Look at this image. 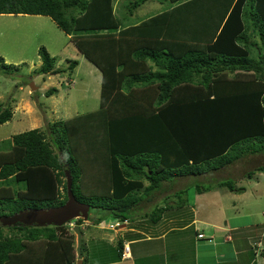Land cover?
I'll use <instances>...</instances> for the list:
<instances>
[{
    "label": "trees",
    "instance_id": "16d2710c",
    "mask_svg": "<svg viewBox=\"0 0 264 264\" xmlns=\"http://www.w3.org/2000/svg\"><path fill=\"white\" fill-rule=\"evenodd\" d=\"M115 1L0 0V15L50 17L103 73L101 107L96 113L109 123L105 145L113 175L111 204L103 207L124 220L135 212L140 201L135 194L144 188V180L151 183L147 188L151 194L165 181L198 176L248 155H264V0H191L177 6L184 8L183 16L182 12L173 15L175 8L136 29L120 27ZM145 1L130 4V11ZM180 30L188 42L169 40ZM253 36L257 39L252 42ZM41 58L39 73H52L54 63L45 49ZM149 62L159 72L152 73ZM78 65L73 61L70 71ZM190 87L191 97L177 95ZM202 88L204 95L199 93ZM55 91L50 89L47 96ZM212 92L222 96L211 99ZM13 115L10 105L1 106L0 125ZM68 122L49 123V137L33 129L0 147V217L65 204L66 169L80 201V168L59 141ZM260 169L264 171V166ZM201 187L196 186L199 193ZM219 188L244 191L232 181L221 182ZM82 224L78 220L77 225ZM11 228L18 231L10 237L0 232V264H76V235L66 226ZM122 247L121 241L117 243L119 259Z\"/></svg>",
    "mask_w": 264,
    "mask_h": 264
},
{
    "label": "rangeland",
    "instance_id": "374dc122",
    "mask_svg": "<svg viewBox=\"0 0 264 264\" xmlns=\"http://www.w3.org/2000/svg\"><path fill=\"white\" fill-rule=\"evenodd\" d=\"M123 3L124 0L120 2L117 0L115 9H122L125 5ZM140 11L146 12L149 9H144L142 6ZM125 13L126 11L122 14L123 17ZM147 17L149 16L142 19ZM44 49L51 55L54 63L53 72L48 75L39 73L43 65L41 51ZM1 59L8 67L5 68L0 61V107L5 108L10 105L14 117L10 122L0 125V147L6 148L7 142L14 135L33 129H41L49 137L50 130L47 127L49 123L69 121L61 128L62 133L59 137L62 136L59 141L66 149L68 148L69 156L75 159V164L80 168L79 182L82 184L80 186L83 192L79 191V199L86 204H100L99 209L107 210L103 204H111L105 194V188L109 184L107 175L109 157L105 145L106 132L100 126L104 118L102 115H97L98 122H94L96 115L91 113L100 109L99 100L96 98L99 97V89H101L102 74L82 55L71 36H68L48 16L0 15ZM73 61H77L79 66L70 71ZM157 72L159 68H156L155 73ZM32 84L37 87L35 91H32ZM52 88H56V91L52 96H47V92ZM263 166L264 159L248 158L237 163L232 170H228L231 176L225 171L209 180L212 182H201L191 178L193 183L207 186L214 185L215 181H232L237 190H246L240 194L241 191L230 192L227 189L219 209L209 195H202L197 212L220 221L223 219L221 211L226 212L227 219H230L233 217L231 214L238 210L241 215L254 216L253 223L263 225L260 227L262 231L264 174H259L256 169ZM254 171L256 176L248 177V173ZM91 191L95 193L92 194ZM96 210L91 208V216L96 214ZM150 210H137L131 212L129 217L135 219L144 212L153 213L154 208ZM77 222L74 221L76 224ZM111 223H115L113 216L103 222L108 228ZM66 227L68 232L73 233V224ZM48 228L55 230L54 227ZM17 231L5 227L0 232L3 237H10ZM44 244L46 245V242ZM136 246L141 247V244Z\"/></svg>",
    "mask_w": 264,
    "mask_h": 264
},
{
    "label": "crops",
    "instance_id": "0c3cea01",
    "mask_svg": "<svg viewBox=\"0 0 264 264\" xmlns=\"http://www.w3.org/2000/svg\"><path fill=\"white\" fill-rule=\"evenodd\" d=\"M118 1L120 2L121 0ZM135 1L137 0H124V7L119 10L117 9L118 13H120L119 16L115 9L117 0L114 3L115 13L121 20L120 27L124 29H136L140 26L146 28L153 17L163 12H170L175 8L176 10H174L173 15L178 17L182 12L181 16H183L184 8H177V6L186 4L191 0H146L137 9L130 11V4H133ZM225 1L227 0H222V2ZM203 4L207 7V4ZM142 6L144 9H149V11H140ZM204 10L206 11V9ZM124 11L126 13L123 17ZM145 16L149 17L142 19ZM216 20L218 19L215 18ZM198 30L200 31V28ZM202 30L205 31L204 26ZM206 30L208 32L211 31L208 28ZM141 31L143 33V28H141ZM178 35L171 36L169 40L188 42L186 36L182 37L181 30L178 32ZM209 37L210 35H208ZM141 38L143 40L146 39V37ZM251 40L252 42L255 41L256 36H253ZM191 44L200 45L198 47L202 50L207 48V45L202 42L191 41ZM252 56H254L253 59L258 60L254 53ZM149 65L152 66V73L155 72L156 67L153 63L149 62ZM96 69L102 74L103 80V73L97 67ZM94 83L98 84L95 81ZM203 86L206 87L205 84ZM205 90L202 88L199 93L204 95L206 93ZM191 91V87L188 89L181 88L176 93L183 96L186 94L189 98L191 97ZM210 95L211 99H214L216 96H222L215 92H212ZM101 96L102 81L99 97L96 98L99 100V103ZM141 104H144V102H141ZM206 105L208 106L209 104ZM96 112L98 110L91 111L92 114ZM95 115L94 122H98V113ZM100 126L105 130L106 134H109V123L105 121V118ZM248 158L262 160L264 159V155H248L233 164L217 169L211 168L198 176L177 177L172 181H165L160 188L152 191L151 194H148L149 191L147 190L151 186V183L144 180V188L135 194L140 198L135 211L154 208L153 213L144 212L140 216H136L135 219H124L123 224H121L118 230H110L103 224L105 220L113 216L111 215V211H102V209L95 208L97 209L96 214L94 216L90 214L89 220L84 222L81 227V229H86L82 230L83 247L82 255L80 256L77 252L76 238V262L79 259L83 261L87 259V264H264V227L262 231L260 228L263 225L253 223L252 218L254 216L241 215L238 210L237 212L235 210L231 214L233 217L230 219H227L226 212L221 211L220 214L223 216V219H220V221L212 217L208 218L197 212L202 195H209L210 199L215 205H218L217 208L219 209L227 188H219V184L223 181H215V184L211 186L200 185L202 186V192L199 193L196 190L197 184L190 180L194 178L201 182H212L209 180L214 179L213 177L219 176L225 171L228 176H231L228 170H232L237 163ZM260 168L256 169V171L259 174H264V171ZM111 169L110 165L107 172L109 184L105 188V194H107L109 199H111L113 192ZM256 171L248 173V177L252 178L256 176ZM205 187H210L211 189L204 191ZM243 190L240 194L246 191L245 189ZM180 193H183L181 195L183 197L182 200L178 198V194ZM159 209H163L162 212L164 213L154 216V212ZM113 217L116 222L117 218ZM201 234L204 235V238H199ZM120 241L123 247L121 251L122 255L119 259L118 255L120 251L117 248V243ZM138 244H141V247L136 246ZM125 246H128L129 250L124 254Z\"/></svg>",
    "mask_w": 264,
    "mask_h": 264
},
{
    "label": "water",
    "instance_id": "95a60500",
    "mask_svg": "<svg viewBox=\"0 0 264 264\" xmlns=\"http://www.w3.org/2000/svg\"><path fill=\"white\" fill-rule=\"evenodd\" d=\"M32 91L37 87L31 85ZM67 181V201L65 204L57 207L43 209H25L12 216L0 217V228L5 227H63L67 224L82 220L87 222L91 214V205L82 203L73 192V179L69 169L65 170ZM74 232L77 236V252L82 255L83 233L80 225L74 227ZM76 264H84L82 259L77 260Z\"/></svg>",
    "mask_w": 264,
    "mask_h": 264
},
{
    "label": "built area",
    "instance_id": "2783aa9c",
    "mask_svg": "<svg viewBox=\"0 0 264 264\" xmlns=\"http://www.w3.org/2000/svg\"><path fill=\"white\" fill-rule=\"evenodd\" d=\"M121 224H123V222H120V221H116L114 224H112L110 226V229H117V228H120L121 227ZM199 238H203V235H199ZM129 250V247L128 246H125V252Z\"/></svg>",
    "mask_w": 264,
    "mask_h": 264
},
{
    "label": "clouds",
    "instance_id": "9594fccd",
    "mask_svg": "<svg viewBox=\"0 0 264 264\" xmlns=\"http://www.w3.org/2000/svg\"><path fill=\"white\" fill-rule=\"evenodd\" d=\"M76 221H78V220H76ZM117 221H120V222H124L123 220H119V218H117ZM85 222V221H84ZM73 224V232H74V227L77 225L76 223H74V221H73V223L71 222V223H69V224H67V225H72ZM66 225V226H67ZM81 227L83 226V224L82 225H80ZM110 229V228H109ZM119 228H117V229H110V230H118ZM82 230V229H81ZM75 233V232H74ZM76 235V234H75ZM76 238H77V236H76ZM203 238H204V235H203ZM126 252H125V247H124V254H125Z\"/></svg>",
    "mask_w": 264,
    "mask_h": 264
}]
</instances>
